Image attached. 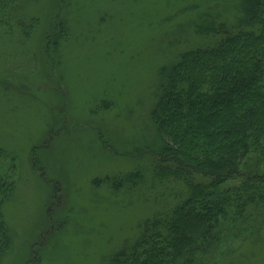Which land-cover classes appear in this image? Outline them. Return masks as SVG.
<instances>
[{
	"label": "rangeland",
	"instance_id": "obj_1",
	"mask_svg": "<svg viewBox=\"0 0 264 264\" xmlns=\"http://www.w3.org/2000/svg\"><path fill=\"white\" fill-rule=\"evenodd\" d=\"M60 2L20 4L24 23L38 22L24 40L0 30V161L12 175L1 209L12 246L2 264H104L136 233L155 205L93 181L113 183L152 162L159 70L196 46L204 20L233 21L236 4ZM261 237L230 240L209 264H264Z\"/></svg>",
	"mask_w": 264,
	"mask_h": 264
},
{
	"label": "trees",
	"instance_id": "obj_2",
	"mask_svg": "<svg viewBox=\"0 0 264 264\" xmlns=\"http://www.w3.org/2000/svg\"><path fill=\"white\" fill-rule=\"evenodd\" d=\"M26 1L0 0V30L22 40L38 25L17 15ZM235 3L233 21L204 20L196 46L159 70L150 121L161 147L152 162L113 183L93 181L155 205L104 264H209L230 240L262 238L264 0ZM11 184L0 161V264L12 246L1 214Z\"/></svg>",
	"mask_w": 264,
	"mask_h": 264
}]
</instances>
